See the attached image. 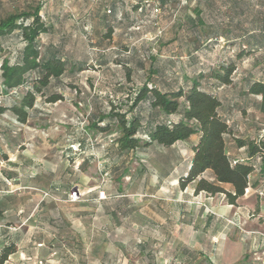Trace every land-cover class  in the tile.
<instances>
[{
  "label": "crops",
  "instance_id": "0c3cea01",
  "mask_svg": "<svg viewBox=\"0 0 264 264\" xmlns=\"http://www.w3.org/2000/svg\"><path fill=\"white\" fill-rule=\"evenodd\" d=\"M134 1L17 0L14 3L20 2V7L12 10L20 13L40 6L39 15L47 28L38 40L41 55L82 66L81 71L64 76V83L88 84L99 89L93 94L100 98L121 100L131 99L133 92L143 84L162 90L188 87L196 74L188 73L187 67L196 66L197 62L192 58L188 61L186 57L182 61V29L202 34V25L206 26L205 9H210L217 0H197L192 12L187 10L190 6L187 2L182 7V0H154L159 7L154 18L151 11L139 12ZM85 27L90 30L87 39H83ZM211 29L216 27L212 25ZM246 32L249 33V29ZM210 33L219 35L214 30ZM152 37L155 39L150 40ZM175 42H178V54L173 53L172 57L141 58L144 53L152 54L153 46L160 52L165 47L167 51L174 50ZM15 43H10L14 54L12 59L8 58L11 61L22 46L18 43L15 51ZM231 85L218 86L213 80L200 82L201 89L215 93L220 99L219 112L231 130L242 132L233 138L259 139L264 126L252 132L255 126L248 120L242 130L230 118L232 105L225 100L224 90ZM78 89L79 96H83L80 99L89 96L81 87ZM246 89L247 86L243 93ZM245 96L253 104L244 105L239 111L250 106L258 111L260 97ZM41 104L53 105L42 101ZM37 108L41 109L36 103L32 111ZM124 111L127 109L119 112ZM150 113V109H145L142 114L149 118ZM164 118L176 121L178 116H160L152 121L156 123ZM28 120L18 124L9 111L0 115V254L5 248L14 247L0 264H261L264 166L260 161H255L248 187L236 204H229L223 194H195L192 186L172 188L181 198L172 204H158L153 183H147L148 178L142 175L140 186L130 194H124L118 187L112 203L106 187L100 190L104 191L106 199H96L98 190L95 188L99 186L93 184L91 175L77 171V166L69 162L73 159L70 151L69 160L55 163L53 159L50 167H43V172L48 170L52 175H29L27 163L37 158L20 147L21 141L9 137V133L18 135ZM198 140L199 134H195L187 141L178 142L189 146L190 157L188 161L182 158L180 171L172 169L173 162L162 165L157 175L161 188L168 181L178 185L179 179L186 175L192 147ZM114 146L117 147V143ZM141 148L165 149L154 144ZM141 148L120 151L117 147V150L120 154L129 153L142 164L149 157L138 155ZM226 150L231 160L248 158L246 148L237 147L235 141L226 139ZM121 174L116 177L120 178ZM76 188L86 200L67 202V192ZM162 192L169 190L164 188ZM130 195L141 198V203L117 200ZM160 245H169L170 251Z\"/></svg>",
  "mask_w": 264,
  "mask_h": 264
},
{
  "label": "rangeland",
  "instance_id": "374dc122",
  "mask_svg": "<svg viewBox=\"0 0 264 264\" xmlns=\"http://www.w3.org/2000/svg\"><path fill=\"white\" fill-rule=\"evenodd\" d=\"M16 1L0 0V18L13 13V7H20V2L14 3ZM196 1L182 0V7L187 5L185 4L187 2L190 5L187 10L192 12ZM205 10L204 23L206 26L202 25V34L196 35L192 31L182 29V61L186 58L188 61L191 58L194 59L197 62L196 66L187 67V72L201 76V79L207 82H210L207 77V72L210 69L221 63L234 61L236 71L232 77L233 85L224 90L225 100L232 105L229 108L230 118H233L242 130L247 121L252 120L255 126L252 132L258 131L264 126V116L253 106L247 110L239 111V109L244 105L253 104L243 93L248 82L264 81V0H217L210 9ZM212 25L216 29H211ZM248 29L249 33L246 32ZM213 30L219 35H212L210 31ZM62 37L67 40L65 35ZM13 42L11 40L2 42L0 60L13 58L14 54L11 53L10 45ZM15 42L14 50L19 47V42ZM172 47H174V50H171L173 52L167 51L166 47L164 51L160 52L158 47L153 46L150 57L166 59L172 57L173 53L178 54V42L173 43ZM239 53L242 55L241 58L237 57ZM78 86L83 92L90 93L86 99H80L83 96H79L78 88L65 89L63 91L64 100L53 105L43 106L41 100L37 99L36 103L41 109L37 108L36 111L31 112L32 117L18 135L12 136L9 133L10 138L21 141L22 146L20 147H24L23 149L27 150L28 155L37 158L33 159V163H27L28 174L52 175L48 170L43 172V167H50L49 163H52L53 159L56 160L55 163L62 159L69 160L67 157L70 151L73 154L71 155L73 159L69 162L77 166V171L81 170L83 174L91 175L93 184L99 186L98 189L95 188V191L106 187L111 193L110 201L112 203L115 201L114 196H116L115 192L118 187L124 194H130L132 190L140 186L141 175L145 179L148 178L147 183H153L156 190L155 203L172 204L177 202L181 196L175 193L172 188L178 185L168 181L161 188L157 181V175L162 165L168 161L173 162L172 169L180 171L182 158L188 161L190 157L189 146L178 143L172 148L159 151L152 148H141L138 155L141 157L147 154L149 157L142 164L129 153L120 154L117 147L114 146L115 139L119 136L116 130L101 133L88 130V125L91 120H96L109 112L128 109L131 106V101L127 98L123 100L100 98L93 94L99 90L98 88L93 89L88 84ZM73 91H76L77 95ZM4 99L5 95L1 94L0 100ZM138 109H134V111ZM241 133L240 130H231L227 137L228 142L234 141L233 136H240ZM175 161L177 163H174ZM120 172L122 176L117 178L116 176ZM164 188L169 190V192H164L165 195L162 192ZM120 199H123V202L128 199L127 202L141 203V198L131 195L128 198H117V200ZM161 247L167 252L170 251L169 245H160Z\"/></svg>",
  "mask_w": 264,
  "mask_h": 264
},
{
  "label": "trees",
  "instance_id": "16d2710c",
  "mask_svg": "<svg viewBox=\"0 0 264 264\" xmlns=\"http://www.w3.org/2000/svg\"><path fill=\"white\" fill-rule=\"evenodd\" d=\"M142 1H134L137 10L150 11V8L141 7ZM39 12L40 6H36L31 11L0 18V48L7 40L22 45L13 61L4 58L0 64V95H5V99L0 100V115L9 111L18 124L27 122L38 97L47 104L63 101L62 90L78 88L64 83L63 77L82 70L80 64L69 65L58 58L41 55L38 40L47 28ZM150 55L147 52L141 58L148 59ZM241 56L237 54L238 58ZM235 71L236 64L230 61L210 69L207 77L218 86H228L233 82ZM201 81V76H196L188 87L176 90L143 84L128 99L131 106L127 111H112L91 120L88 130L101 133L116 130L120 151L136 150L150 144L167 148L199 134L198 142L192 147L193 155L186 175L178 181L179 188L192 186L195 194L208 196L223 194L229 204H236L248 187V177L255 169V161L264 166V136L256 140L234 138L237 147L246 148L248 158L233 164L226 150L231 128L219 112L220 99L215 93L201 89ZM245 94L260 97L258 111L264 116V82H248ZM134 109L138 110L134 112ZM145 109L151 110L149 118L142 114ZM169 115H176L178 119L152 121V118ZM13 251L12 246L5 248L0 254V262Z\"/></svg>",
  "mask_w": 264,
  "mask_h": 264
},
{
  "label": "built area",
  "instance_id": "2783aa9c",
  "mask_svg": "<svg viewBox=\"0 0 264 264\" xmlns=\"http://www.w3.org/2000/svg\"><path fill=\"white\" fill-rule=\"evenodd\" d=\"M141 5H142L141 7L150 8L151 17L152 18H154L159 13V7H158L157 3L154 0H143L141 2ZM140 10H141V8H140ZM106 12L110 13L109 10H107ZM84 32H85L84 33L85 34L84 38L87 39V34L90 33L89 28L85 27ZM153 39H155V37H152L150 40H153ZM263 136H264V130H262L260 138L263 137ZM239 161L243 162L244 160H233V164H235L236 162H239ZM43 195L45 197L48 196L47 193H43ZM96 199L97 200L106 199V195H105L104 191H98ZM65 200L67 202H70V203H77V202L85 201L86 199H85L84 195L81 194L79 192V190L76 188V189H72L69 192H67ZM259 260H260L261 264H264V250L262 251V253H261L260 257H259Z\"/></svg>",
  "mask_w": 264,
  "mask_h": 264
}]
</instances>
